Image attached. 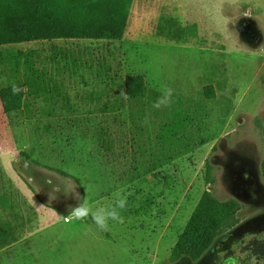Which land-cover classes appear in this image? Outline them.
Wrapping results in <instances>:
<instances>
[{"label":"rangeland","instance_id":"rangeland-1","mask_svg":"<svg viewBox=\"0 0 264 264\" xmlns=\"http://www.w3.org/2000/svg\"><path fill=\"white\" fill-rule=\"evenodd\" d=\"M24 10L45 28L40 8ZM13 18L0 11V264L264 258V0H133L122 40L56 41V53L73 51L83 62L89 47L98 71V62L113 53L123 78L144 79L154 96L133 108L134 120L128 109L103 112V105L88 102L101 94L86 73L66 83L72 104L65 96H42L7 113L2 94L10 88L9 55L52 54L32 31L17 38L35 40L9 44ZM241 31L256 32L258 44L245 43ZM208 87L213 100L204 97ZM164 88L173 90L170 103L154 108ZM45 106L60 109L48 117ZM186 117L194 123L181 135L204 136L208 143L155 168L165 126ZM117 193L127 201L118 209L123 222L109 220L107 231L91 215L70 217L85 201L93 210L114 207ZM205 196L236 201L237 223L216 228L211 241L172 262Z\"/></svg>","mask_w":264,"mask_h":264},{"label":"trees","instance_id":"trees-1","mask_svg":"<svg viewBox=\"0 0 264 264\" xmlns=\"http://www.w3.org/2000/svg\"><path fill=\"white\" fill-rule=\"evenodd\" d=\"M132 2L133 0H0V11L5 14L8 12L11 20L14 19L13 16L16 17L15 21H10L15 40H10L9 44L35 40L17 38L21 35H30L29 31H32L39 37L36 40L47 42L52 51V54L48 56L41 55L36 50L17 51L9 55L11 57L8 66L10 88L2 94L5 111L11 113L30 107L33 99L37 101V98L41 99L42 96L46 101L59 100L60 97L65 96L70 102L68 93L65 94L67 81H72L73 77L86 73L88 83L99 88L100 91L96 93L101 94V96H91L88 102L103 105L104 108L99 110L103 112L128 109L132 120L133 108L139 104H149L148 101H151L154 96V92L147 89L142 77L123 78L118 71V63L113 53L98 62L103 64L99 66V71L89 47L88 62L75 57L76 54L73 51L68 53L69 50L66 52L62 50L56 53V41L60 39H95L109 42L122 40L126 33V23ZM25 5L32 10L40 8L39 15L45 20L44 29H39L37 24L30 22L33 14L24 10ZM20 84L27 90L14 95L13 85ZM121 92L125 93L127 98L121 96ZM214 95L213 87L204 90V97L207 100L215 99ZM54 109L60 108L45 106L42 113L50 117ZM81 109L83 107L79 109L74 106L73 110ZM193 123L194 121L186 117L179 123L172 124V127L168 124L165 126V135H162L160 139L162 140L160 156L154 158L155 168L164 167L192 152L195 147L208 143V138L204 136L195 137L192 133L181 135V132L186 133L185 129ZM208 169L210 170L211 167L208 166ZM239 209V204L234 200L221 202L213 197L205 196L175 246L171 261H177L188 250L205 244L208 240L211 241L216 234L214 232L216 228H233L237 223Z\"/></svg>","mask_w":264,"mask_h":264},{"label":"clouds","instance_id":"clouds-1","mask_svg":"<svg viewBox=\"0 0 264 264\" xmlns=\"http://www.w3.org/2000/svg\"><path fill=\"white\" fill-rule=\"evenodd\" d=\"M23 91V89L13 85L12 92L13 94H18L19 92ZM173 90L171 88H164L162 89L161 97L153 104L154 108H160L162 106H167L170 103L172 97ZM121 96L127 98V95L121 92ZM116 196L118 197L116 200V204L114 207L105 208V207H98L95 210L92 209L91 206L85 201L82 204H79L77 207L73 208L70 213V217L76 220H84L89 215H91L92 220L100 228L102 231L108 230V221H118L123 222V218L120 216L118 209L123 210L126 206V198L120 197V194L117 193Z\"/></svg>","mask_w":264,"mask_h":264},{"label":"flooded vegetation","instance_id":"flooded-vegetation-1","mask_svg":"<svg viewBox=\"0 0 264 264\" xmlns=\"http://www.w3.org/2000/svg\"><path fill=\"white\" fill-rule=\"evenodd\" d=\"M259 255V253L255 252V253H249L248 256H257ZM254 262V263H253ZM222 264H264V258L261 257V258H258V259H255V260H249V259H246V261L244 260H237L235 258H229V259H226L225 261H223Z\"/></svg>","mask_w":264,"mask_h":264},{"label":"water","instance_id":"water-1","mask_svg":"<svg viewBox=\"0 0 264 264\" xmlns=\"http://www.w3.org/2000/svg\"><path fill=\"white\" fill-rule=\"evenodd\" d=\"M249 28V27H248ZM251 28V27H250ZM249 28V29H250ZM254 35H256V32H252V33H250V32H242L241 31V34H240V36H241V39L245 42V43H247V44H249L250 46H256L257 44H258V37L256 38V37H254Z\"/></svg>","mask_w":264,"mask_h":264}]
</instances>
